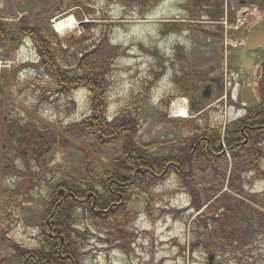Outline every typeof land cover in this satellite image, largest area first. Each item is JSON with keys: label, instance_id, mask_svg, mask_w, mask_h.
<instances>
[{"label": "rangeland", "instance_id": "374dc122", "mask_svg": "<svg viewBox=\"0 0 264 264\" xmlns=\"http://www.w3.org/2000/svg\"><path fill=\"white\" fill-rule=\"evenodd\" d=\"M188 1L164 0L155 6L133 7L123 0H3L0 18L11 22L20 13L22 20L15 25L50 26L60 39L70 36L73 40H82L83 45L97 44L106 35L108 42L127 50L125 56L115 61L111 73V114L123 107L135 111L138 104L142 103L140 138L148 146H162L177 140L180 130L184 128L208 125L216 129L220 127L223 133L224 128L235 119V110L230 109V102L222 107L215 104L220 98L216 92L212 91L210 99L203 98L204 87L208 85L204 84L197 96L198 102L205 103L204 112L200 116L199 113L189 112L188 116L168 120L166 113L170 115L169 103L175 95L172 76L175 68L181 66L177 60L178 51L196 69L202 67L208 71L220 60L219 67L228 71V77L231 72L236 75L233 80L228 78V88L231 87L232 91L228 92L227 101L232 97L235 99L237 91L247 85L258 95V69L257 74L242 80L235 66L237 60L232 57L235 55L237 59L248 36L258 25H264V0H247L249 5L244 4L238 9L234 26L226 28V35L223 28L224 37L212 42H209L207 34L196 31L195 20L186 21L188 18L183 6ZM232 9L229 6L230 12ZM67 18L72 19L69 25L63 31H58L56 23ZM172 23L191 25L194 31L164 34L162 30L165 24ZM207 24L203 26H210ZM212 27H215L214 30L219 28ZM67 46L63 44L64 48ZM16 50L5 47L0 53L3 62H16L10 67H0V165L13 163L9 160L13 156L8 148L9 143L2 134L3 119H6L7 124L16 122L22 126L29 123L34 127H37L34 123L40 126L44 124L51 131L62 134L64 128L80 122L89 113L84 92L70 97L57 93L58 83L47 76L38 64V56L31 44H24ZM71 51L74 53L73 49ZM160 68H163V74L157 81L151 82L153 72L160 71ZM84 141L92 144L89 137H83L76 141L70 140L68 148H53L49 155L52 173L47 174L44 181L34 179L36 187L32 191L25 178L19 181L16 176L0 174V259L12 254L11 245H39L43 209L40 193L47 196L48 187L57 181L55 177H58V173L80 169ZM249 162L247 160L243 164L247 173L252 168H249ZM102 163L105 162L102 160ZM237 165L238 161H235L232 169ZM218 168L223 174L230 169L226 162ZM213 170L202 173L206 176L205 181L197 187L203 192L202 200L208 198L206 193L213 187L212 180L219 185L224 180L223 177L221 182L215 179ZM36 173L35 169L28 171L30 175ZM36 176L42 178L40 174ZM235 183L241 185L243 194H236L239 199L234 201H241L249 214L246 213L245 217L242 212L240 215L245 218L238 224L230 223L233 226L229 228L241 231L240 240L254 233V223L260 225L259 236L262 234L260 238L251 236L248 246L238 242L233 249L220 251L222 240L219 239L221 236L214 233V223L216 218L220 222L227 214L223 216L222 210L217 209L210 211L211 199L201 210H195L189 191L178 188L176 181L170 179L156 186L151 198L140 191L134 192V219L126 222L123 228L132 233L131 237L108 244L106 241H110V238L104 229L94 227L90 222L85 223L84 239L81 241L83 264H211L212 258V264H261L260 258L264 257V177L254 178L246 174L239 179L233 177L229 190L220 197L234 196L231 190ZM34 197L37 199L26 201V198ZM204 222L208 223V228L199 226L204 225ZM200 228L203 229L200 231Z\"/></svg>", "mask_w": 264, "mask_h": 264}, {"label": "trees", "instance_id": "16d2710c", "mask_svg": "<svg viewBox=\"0 0 264 264\" xmlns=\"http://www.w3.org/2000/svg\"><path fill=\"white\" fill-rule=\"evenodd\" d=\"M123 1L133 7H144L155 6L164 0ZM245 1L247 0H189L183 8L187 13L186 21L195 20L196 31L207 34L212 39H219L223 36L220 22L226 18V5L233 8L227 18L234 24L236 12ZM196 19L206 21L197 22ZM205 23L210 26H203ZM212 26L219 28L214 30L215 27ZM187 31H194L191 25L176 23L165 24L162 30L164 34ZM99 40L97 44L83 45L82 40H73L70 36L60 39L50 26L32 27L23 23L9 25L0 20L1 49H18L24 42H30L46 75L58 83L57 93L70 97L84 92L89 104L88 115L82 121L64 128L62 134L51 131L44 124L40 126L34 123L37 126L34 127L29 123L22 126L16 122L7 124L6 119H3L2 134L9 143L8 148L13 154L9 160L13 163L0 165V174L16 176L19 181L25 178L32 191L36 187L34 179L41 182L47 174L52 173L49 155L53 148H68L70 140L76 141L83 137L92 140V144L84 141L80 169L63 170L55 177L57 181L48 187L47 196L40 193L43 209L39 245H11L12 254L2 257L0 264H83L81 241L84 239L85 223L90 222L94 227L104 229L110 238V241H106L108 244L131 237L132 233L123 228L126 222L134 219V192L140 191L151 198L155 187L170 179L176 181L178 188L189 191L195 210H201L211 199L210 211L217 209L222 210L223 216L227 214L220 222L217 221V214L214 215L216 223L213 230L218 237L221 236L220 251L233 249L241 242V231L229 227L233 226L231 224H238L249 212L241 205V201L235 203L234 200H238L236 193L229 198L215 200L226 183L227 174L222 175L224 180L221 175L213 176L220 182L222 180V183L220 186L212 180L213 187L206 193V200H202L203 192L197 187L205 181L206 176L202 173L218 169L227 153L235 156L240 163L244 162L242 160L250 163L255 159L264 160V64L259 83L261 99L258 107L231 123L225 133H222L220 127L216 129L208 125H195L196 127L180 130L179 138L173 142L162 146H148L139 135L143 126L140 112L142 103L138 104L135 111L130 107H123L115 114L110 111L111 73L115 68V61L125 56L127 50L108 42L106 35ZM64 43L68 44L67 48L63 47ZM177 60L181 66L174 67L175 94L190 98L192 113H201L205 109V103L198 102L199 88L213 78L221 85L223 73L218 70L212 77L204 69L192 67L180 51ZM162 71L163 68L154 71L151 82L157 81L163 74ZM220 89L222 90L221 87ZM33 169L42 178L28 174ZM235 170L234 178H241L243 166L240 165ZM233 190L242 192L241 185L235 183ZM35 199L37 197L26 198V201ZM242 212L245 217L240 215ZM199 226L208 228V223L204 222V225Z\"/></svg>", "mask_w": 264, "mask_h": 264}, {"label": "flooded vegetation", "instance_id": "af4514ba", "mask_svg": "<svg viewBox=\"0 0 264 264\" xmlns=\"http://www.w3.org/2000/svg\"><path fill=\"white\" fill-rule=\"evenodd\" d=\"M243 50L244 49H242V51L241 52H243ZM262 55H264V48H261L260 50H258L257 52H255V53H249L248 54V56H247V58L249 59V60H252L253 59V57L255 56V68H256V65H257V63H258V59L262 56ZM233 59H235V60H237V62H236V64H235V66H236V68H238V71H240L241 73H240V76H241V78H242V80H247L248 79V77L249 76H252L253 75V73H254V68H252L251 70H250V72H247L246 70H244V69H242V64H241V62H240V57L238 56V58L236 59L235 58V55H233V57H232ZM220 60H218V61H216V63L217 64H215V66H213V67H211L210 68V73H211V75H212V77H214L215 76V74H216V70H218V68H219V65H220V62H219ZM254 67V66H253ZM238 76V75H237ZM236 77V75L233 73V72H231V74H230V77H229V79H231V80H233L234 78ZM208 84L209 85H211L212 86V91H215V92H217L218 93V95H219V93H220V87L222 88V83H221V85L220 84H218L217 83V81H216V79L215 78H213V80L211 81V82H208ZM230 86H231V84H230ZM242 90H243V88H241L239 91H237L238 92V94H237V96H236V98L234 99L233 97L230 99V101H227V99H226V102H224V99L222 98H220L219 100H217L216 101V104L217 105H219V107H222L223 106V104H225L226 106L228 105V102H230V109H234L235 111H234V114H233V117H235V119L233 120V121H231V123H233L234 121H236V120H238V118H239V116H238V112L239 111H244V114L246 113V115H247V113H249L250 111H252V110H254V109H256L257 107H253V108H248V109H240V107H241V98H242V96H241V92H242ZM229 91H231V87L229 88ZM247 141H245V143H246ZM226 163H227V165L229 166V167H233V163L236 161V159H235V156H233V155H230L228 158H225V160H224ZM252 162L253 163H250L249 164V167H252L251 168V171L248 173V174H252L254 177H257V176H264V168H261V163L263 162V161H258V160H252ZM233 170H231V172H232ZM235 171L236 170H234L233 171V175H235ZM245 171H243V172H241V173H243V174H247L246 172L244 173ZM212 174L214 175V176H220L221 175V172H218V170H213V172H212ZM225 190H222L220 193H219V195H217L216 196V198L215 199H217V198H219L220 196H221V193H223ZM253 226L255 227V229H254V233L253 234H251V236L252 237H254V238H260L261 237V235L259 236V231L260 230H258L260 227V225H258L257 224V226H256V224L254 223L253 224ZM258 231V232H257ZM257 232V233H256ZM251 236H248V237H246L245 236V241H246V244H247V242L249 241V238L251 237ZM250 243H248V245H249ZM247 245V246H248ZM212 260H213V258H212ZM260 262H261V264H264V257L261 259L260 258Z\"/></svg>", "mask_w": 264, "mask_h": 264}, {"label": "water", "instance_id": "95a60500", "mask_svg": "<svg viewBox=\"0 0 264 264\" xmlns=\"http://www.w3.org/2000/svg\"><path fill=\"white\" fill-rule=\"evenodd\" d=\"M262 46L264 47V31L262 26H258L245 43V51L243 52V55L241 57V62L245 63V56L247 54V51L253 52L258 50ZM204 97H210V86L206 87ZM242 101L248 106H256L258 104V100L250 87L244 89L242 93Z\"/></svg>", "mask_w": 264, "mask_h": 264}, {"label": "built area", "instance_id": "2783aa9c", "mask_svg": "<svg viewBox=\"0 0 264 264\" xmlns=\"http://www.w3.org/2000/svg\"><path fill=\"white\" fill-rule=\"evenodd\" d=\"M188 108V101L186 99H181L180 101H175L172 103L170 108V117H182L186 114Z\"/></svg>", "mask_w": 264, "mask_h": 264}, {"label": "bare ground", "instance_id": "6f19581e", "mask_svg": "<svg viewBox=\"0 0 264 264\" xmlns=\"http://www.w3.org/2000/svg\"><path fill=\"white\" fill-rule=\"evenodd\" d=\"M72 19L67 18L64 20H60L59 22L56 23L55 27L58 31H63L71 22Z\"/></svg>", "mask_w": 264, "mask_h": 264}]
</instances>
